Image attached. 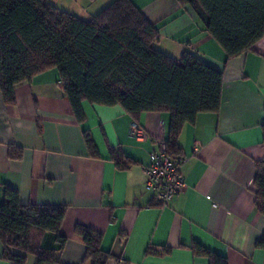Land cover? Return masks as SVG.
Listing matches in <instances>:
<instances>
[{
    "label": "crops",
    "instance_id": "obj_1",
    "mask_svg": "<svg viewBox=\"0 0 264 264\" xmlns=\"http://www.w3.org/2000/svg\"><path fill=\"white\" fill-rule=\"evenodd\" d=\"M159 32L157 50L177 61L184 52L223 74L218 112L198 113L176 138L185 186L166 205L145 188L142 168L167 136L169 113L143 112L133 119L119 106L83 104L78 123L54 69L15 86V104L0 94V203L5 188L22 204L64 206L59 233L66 238L59 264H91L77 225L101 233L106 264H208L194 256L193 242L225 257L228 264H264L255 246L264 215L255 208L256 161L264 160V35L239 56L226 59L196 14L179 0H132ZM88 132L97 157L88 154ZM20 150L11 158V149ZM119 150L125 168L109 150ZM55 246L52 233L41 238ZM0 242V264L3 259ZM26 264H36L27 255Z\"/></svg>",
    "mask_w": 264,
    "mask_h": 264
},
{
    "label": "trees",
    "instance_id": "obj_2",
    "mask_svg": "<svg viewBox=\"0 0 264 264\" xmlns=\"http://www.w3.org/2000/svg\"><path fill=\"white\" fill-rule=\"evenodd\" d=\"M201 21L226 59L247 51L264 35V0H179ZM159 32L132 0H113L85 21L45 0H0V94L15 104V86L54 69L60 88L78 123L85 120L83 104L119 105L133 122L143 112L169 113L164 143L169 155L182 157L176 138L182 126L198 113L218 112L223 74L200 57L184 52L177 61L157 50ZM88 154L98 152L91 135L83 133ZM120 168L126 167L119 150H109ZM11 158L20 150L11 149ZM255 208L264 215V160L256 161ZM65 207L22 204L16 189L5 188L0 203V242L3 259L26 264H59L66 238L59 233ZM85 245V260L106 264L112 254L100 247L101 233L77 225ZM52 233L55 246L45 248L41 238ZM255 246L264 249V234ZM194 256L208 264L227 259L197 242Z\"/></svg>",
    "mask_w": 264,
    "mask_h": 264
},
{
    "label": "built area",
    "instance_id": "obj_3",
    "mask_svg": "<svg viewBox=\"0 0 264 264\" xmlns=\"http://www.w3.org/2000/svg\"><path fill=\"white\" fill-rule=\"evenodd\" d=\"M130 130L138 139L146 136L136 122H132ZM148 157L147 165L142 168L146 177L145 188L153 193L160 205H166L185 186L182 172L185 158L169 155L163 138L159 140L157 149L151 151Z\"/></svg>",
    "mask_w": 264,
    "mask_h": 264
},
{
    "label": "rangeland",
    "instance_id": "obj_4",
    "mask_svg": "<svg viewBox=\"0 0 264 264\" xmlns=\"http://www.w3.org/2000/svg\"><path fill=\"white\" fill-rule=\"evenodd\" d=\"M58 10L76 16L82 20H89L113 2V0H45Z\"/></svg>",
    "mask_w": 264,
    "mask_h": 264
}]
</instances>
